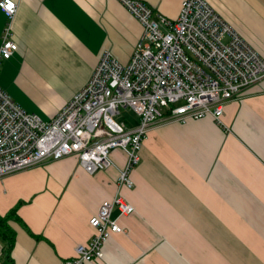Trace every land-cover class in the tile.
I'll return each mask as SVG.
<instances>
[{"label":"crops","instance_id":"obj_1","mask_svg":"<svg viewBox=\"0 0 264 264\" xmlns=\"http://www.w3.org/2000/svg\"><path fill=\"white\" fill-rule=\"evenodd\" d=\"M17 50L0 88L27 113L53 118L88 82L103 52L129 62L141 24L117 0H15ZM176 19L182 0H138ZM264 60V0H207ZM7 18L0 9V46ZM136 123L133 118L131 125ZM112 160L121 166L124 155ZM109 168L87 174L74 156L0 179V215L17 206L12 264H61L88 243L89 220L116 196L132 206L93 264H264V79L212 116L165 117L147 134L133 187Z\"/></svg>","mask_w":264,"mask_h":264},{"label":"built area","instance_id":"obj_2","mask_svg":"<svg viewBox=\"0 0 264 264\" xmlns=\"http://www.w3.org/2000/svg\"><path fill=\"white\" fill-rule=\"evenodd\" d=\"M117 1L142 26L128 63L103 52L85 86L48 121L22 110L0 88V179L74 156L87 174L115 168L118 189H130V174L155 123L165 117L186 123L206 116L219 123L228 101L264 79V60L207 0H182L174 20L138 0ZM17 8L15 0H0L7 18L0 64L17 50L12 32ZM122 109L133 114L134 125L116 120ZM115 151L124 155L121 166L111 158ZM115 208L122 216L133 212L120 196L103 201L89 220L91 240L77 245L74 256L61 264L103 258L110 236L122 233L111 219Z\"/></svg>","mask_w":264,"mask_h":264},{"label":"trees","instance_id":"obj_3","mask_svg":"<svg viewBox=\"0 0 264 264\" xmlns=\"http://www.w3.org/2000/svg\"><path fill=\"white\" fill-rule=\"evenodd\" d=\"M17 206L9 210L3 216L0 215V245L2 246V254H5V264H12L10 259L11 250L15 242V232L9 225V221L17 218ZM1 259V257H0Z\"/></svg>","mask_w":264,"mask_h":264},{"label":"rangeland","instance_id":"obj_4","mask_svg":"<svg viewBox=\"0 0 264 264\" xmlns=\"http://www.w3.org/2000/svg\"><path fill=\"white\" fill-rule=\"evenodd\" d=\"M121 116L116 117V120H121V119H125L129 124L132 123L133 120V114L129 111L126 110H121ZM44 121H48V120H44ZM2 186H0L1 188ZM5 254H2L1 259H0V264H5Z\"/></svg>","mask_w":264,"mask_h":264},{"label":"snow or ice","instance_id":"obj_5","mask_svg":"<svg viewBox=\"0 0 264 264\" xmlns=\"http://www.w3.org/2000/svg\"><path fill=\"white\" fill-rule=\"evenodd\" d=\"M8 7L11 9L12 5L9 3Z\"/></svg>","mask_w":264,"mask_h":264}]
</instances>
